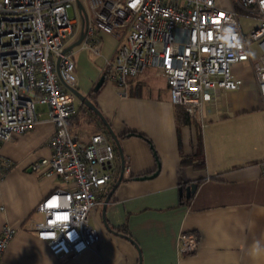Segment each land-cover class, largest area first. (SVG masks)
Segmentation results:
<instances>
[{"label":"crops","instance_id":"crops-1","mask_svg":"<svg viewBox=\"0 0 264 264\" xmlns=\"http://www.w3.org/2000/svg\"><path fill=\"white\" fill-rule=\"evenodd\" d=\"M73 8L78 19L72 17L64 47L82 29V15ZM115 43V36L96 32L69 50L77 91L88 95L104 76L89 98L117 136L124 160L122 179L103 211L121 159L100 118L75 98L70 125L77 138L88 143L93 134L104 133L114 146L117 177L98 193L89 215L97 241L77 254L55 255L36 236L34 226L43 219L37 204L65 186L57 174L33 169L50 156L54 130L46 110L37 107L32 128L0 142V157L9 163L0 166V231L4 225L15 229L0 264H138L139 259L140 264H264V105L250 61L232 65L242 80L239 88L219 91L202 103L199 119L188 114L183 123L178 113L186 110L171 102L166 81L154 68L128 77L126 87L105 78ZM249 56L253 61L250 51ZM191 182L197 186L186 198L184 187ZM183 232L196 236L194 250L185 254L178 250Z\"/></svg>","mask_w":264,"mask_h":264},{"label":"built area","instance_id":"built-area-1","mask_svg":"<svg viewBox=\"0 0 264 264\" xmlns=\"http://www.w3.org/2000/svg\"><path fill=\"white\" fill-rule=\"evenodd\" d=\"M78 0H0V142L23 134L38 121L37 105L46 106L54 130L52 152L33 166L55 173L65 183L36 206L43 213L36 236L55 255H74L98 239L89 223L97 196L117 174L112 169L114 146L104 133L81 142L70 121L75 115L74 60L61 53L73 32L67 9ZM90 23L85 38L103 32L115 36L105 78L126 87L128 77L154 68L164 77L173 104L191 117L222 90H236L242 80L232 72L235 62L250 61L264 105V0H79ZM80 12V11H79ZM257 19L248 38L238 15ZM227 29V31H226ZM247 39L257 41L260 58L251 61ZM99 41L93 43L98 49ZM9 163L0 157V166ZM15 229L0 231V259ZM178 250H194L196 236L180 233Z\"/></svg>","mask_w":264,"mask_h":264},{"label":"water","instance_id":"water-1","mask_svg":"<svg viewBox=\"0 0 264 264\" xmlns=\"http://www.w3.org/2000/svg\"><path fill=\"white\" fill-rule=\"evenodd\" d=\"M76 4H77V6L79 8V11H80V13L82 15V19H83L82 29H81V31L79 33L78 38L74 42L69 44L68 46L64 47L61 53L68 52L74 46L81 44L83 42V40L85 38V35H86V32H87V28H88V25H89L88 15H87L86 10H85L84 6L82 5L81 1L78 0L76 2ZM103 81H104V76H100V78L95 83L93 89L97 90L99 87H101V85L103 84ZM68 89L74 94L75 98H77L82 104H84L86 107H88L91 111H93L100 118V120L105 125L107 131L111 135L112 139L114 140L115 145H116V147L118 149V152H119V155H120V159H121L120 172L118 174V177H117V180H116L115 184L113 185V187L111 188L110 192L108 193V195L104 199V202H103V211H104L105 204L108 202V200H109L112 192L114 191L115 187L119 184V182L122 179V175H123V171H124L123 154L121 152V148L119 146V142H118L117 136L113 133L110 125L108 124L106 119L103 117V115L101 114L100 110L90 100L88 95L82 94L81 92L77 91L74 87L68 86ZM196 186H197V184L195 182H191V183L185 185V187H184V195H185L186 198H189L194 193V191L196 189ZM181 193H182V190L180 189V194ZM128 239H130V238H128ZM138 264H140V259H139V263Z\"/></svg>","mask_w":264,"mask_h":264},{"label":"rangeland","instance_id":"rangeland-1","mask_svg":"<svg viewBox=\"0 0 264 264\" xmlns=\"http://www.w3.org/2000/svg\"><path fill=\"white\" fill-rule=\"evenodd\" d=\"M217 4L220 6V4L222 6H226L228 7L229 6V1L228 0H216ZM67 13H68V16L69 17H74L76 19H78V10H76V8L74 9L72 6H70L68 9H67ZM238 21H239V24H240V27L242 29V32L244 33V35L248 38V33L249 31L256 26L257 24V19L256 17L252 16V15H247V14H244V13H240L238 15ZM249 40V51H250V54L251 56L253 57V61H257L259 58H260V55H261V52H260V47H259V44L257 41L253 42V40ZM66 43H68V41H66ZM65 43V44H66ZM72 43V42H70ZM69 43V44H70ZM82 44V43H81ZM81 44L79 45H76L74 46L73 48H77L78 46H80ZM72 48V49H73ZM74 59V57H73ZM147 69V68H146ZM75 73V72H74ZM111 84H113L111 81H110ZM38 109H45L46 110V106L45 105H39L38 104Z\"/></svg>","mask_w":264,"mask_h":264},{"label":"trees","instance_id":"trees-1","mask_svg":"<svg viewBox=\"0 0 264 264\" xmlns=\"http://www.w3.org/2000/svg\"><path fill=\"white\" fill-rule=\"evenodd\" d=\"M98 89H99V88H98ZM98 89H97V90L92 89V90L89 92L88 97L90 96L91 98H93V97H94V94L97 93ZM178 117L181 118V122H183V123H188V122H189L188 113H187L186 111H182V110H180L179 113H178ZM199 155L202 156V153L199 152ZM199 161H200L199 163L202 164V161H203L202 158H200ZM116 231L120 232L121 229H119V230L116 229Z\"/></svg>","mask_w":264,"mask_h":264},{"label":"clouds","instance_id":"clouds-1","mask_svg":"<svg viewBox=\"0 0 264 264\" xmlns=\"http://www.w3.org/2000/svg\"><path fill=\"white\" fill-rule=\"evenodd\" d=\"M226 31H227V29H226Z\"/></svg>","mask_w":264,"mask_h":264}]
</instances>
